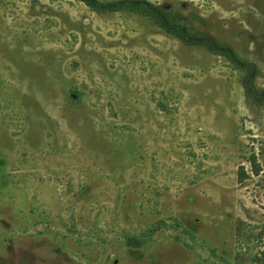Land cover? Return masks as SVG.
I'll list each match as a JSON object with an SVG mask.
<instances>
[{
  "label": "rangeland",
  "instance_id": "obj_1",
  "mask_svg": "<svg viewBox=\"0 0 264 264\" xmlns=\"http://www.w3.org/2000/svg\"><path fill=\"white\" fill-rule=\"evenodd\" d=\"M95 1L0 0V264H258L264 0Z\"/></svg>",
  "mask_w": 264,
  "mask_h": 264
},
{
  "label": "trees",
  "instance_id": "obj_2",
  "mask_svg": "<svg viewBox=\"0 0 264 264\" xmlns=\"http://www.w3.org/2000/svg\"><path fill=\"white\" fill-rule=\"evenodd\" d=\"M78 1L84 3L86 6L91 8L92 11H94L96 13H102L104 10H106L105 9L106 7H104L103 5H101L100 3H98L95 0H78ZM122 8L126 9L127 11L134 12V13L142 15V16H146L147 18L152 20L157 25V27L161 28L166 33L171 34L176 38L182 39V35L178 29L167 27L165 25L166 19L169 22H171L170 17H168L166 13H163L162 11H158V13H154L148 7L145 8L139 4H127V5L125 4V5L119 6L117 9H122ZM108 10H110V9H108ZM249 163L251 165V172L253 174H258L259 169L255 165V159L253 156L249 159ZM238 176H239L240 182L243 181V178H247L244 171H243V168L240 169ZM261 254L263 255V258H264V251L261 252ZM263 258L256 256V257H254V260H255L254 262L260 264L261 262H263Z\"/></svg>",
  "mask_w": 264,
  "mask_h": 264
}]
</instances>
